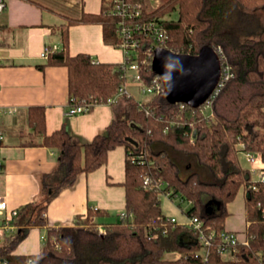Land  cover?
Segmentation results:
<instances>
[{
	"label": "trees",
	"instance_id": "16d2710c",
	"mask_svg": "<svg viewBox=\"0 0 264 264\" xmlns=\"http://www.w3.org/2000/svg\"><path fill=\"white\" fill-rule=\"evenodd\" d=\"M141 9L136 22H157L163 41L140 33L137 47L142 79L149 84L157 73L146 53L149 47L197 55L204 48L221 50L222 67L230 76L209 102L210 112L168 99L164 89L147 102L126 96L124 115L114 119L92 141L80 143L65 126L47 132L43 106H31L23 146L43 145L59 151L53 172L41 178V199L22 208L33 212L29 223L4 236L0 261L8 264H202L197 230L171 221L160 196L180 197L191 203L184 211L197 216L209 233L227 230L228 205L245 193V227L234 258L224 259L211 247L213 264H264V180L253 179L239 153H259L264 161V0H126ZM112 0H102L98 14L68 18L60 30L62 49L45 66H66L70 104L105 103L125 82L120 63L97 62L86 53H69L70 25L99 23L106 44L118 47L120 18ZM178 11L177 19L166 16ZM205 104H207L205 102ZM93 108V107H92ZM91 108V109H92ZM118 146L126 151L125 210L111 215L89 207L72 225L49 227L37 254L14 251L30 227L48 226L49 203L83 173L108 161ZM142 158L139 159L138 156ZM146 178L149 179L146 182ZM255 186V188H253ZM102 218L103 221H100ZM103 229V232L100 231ZM170 254V257L167 255ZM31 261V262H30Z\"/></svg>",
	"mask_w": 264,
	"mask_h": 264
},
{
	"label": "crops",
	"instance_id": "0c3cea01",
	"mask_svg": "<svg viewBox=\"0 0 264 264\" xmlns=\"http://www.w3.org/2000/svg\"><path fill=\"white\" fill-rule=\"evenodd\" d=\"M101 8L102 0H7V7L0 16V129L5 134L0 143V189L9 207L19 209L15 228L7 234H14L29 223L33 212L22 208L41 199V178L55 170L59 159L56 149L21 144V134L31 131L29 108H45L48 133L65 126L80 143L92 141L127 110V97L123 95L114 103L97 104L90 111L67 115L70 105L67 67H40L48 60L41 56L46 47H56V51L62 49L60 30L68 18H79L84 13L98 14ZM68 33L71 55L86 53L97 62L123 60L119 48L104 42L103 27L99 23L70 25ZM126 89L136 99L137 87L128 84ZM125 160V148L118 146L109 152L105 165L81 174L73 186L64 188L48 205L45 214L48 226L30 227L27 237L14 252L39 253L50 226L72 225L78 216H86L89 207L107 210L113 216L121 214L125 210L122 185ZM261 163L264 167L263 159ZM252 168L251 164L249 169ZM252 175L253 179H259L257 172ZM244 206L245 193L241 189L228 205V230H244ZM240 217L243 227L236 224Z\"/></svg>",
	"mask_w": 264,
	"mask_h": 264
},
{
	"label": "built area",
	"instance_id": "2783aa9c",
	"mask_svg": "<svg viewBox=\"0 0 264 264\" xmlns=\"http://www.w3.org/2000/svg\"><path fill=\"white\" fill-rule=\"evenodd\" d=\"M112 12L114 15H117L120 20L118 22V34L121 39V42L117 48L123 52V60L120 63V69L123 72L125 82L121 84L118 89V92L107 99L105 104H111L117 101L120 96H132L127 91L126 87L128 84L135 85L143 94L146 95L145 100H138L140 102H147L153 96L161 91L163 88H157V85L153 83L155 76L150 80L149 84L145 83L142 79L140 73L139 63H138V54L137 47L140 46L142 41L140 33L144 36H151L154 40L163 41L164 35L163 30L159 27L157 22H147L145 24H140L136 22V18L141 16V9L136 4L127 2L126 0H112ZM7 7V0H0V16L5 11ZM158 46L151 48L149 47L146 51L148 56L151 58V63L153 64V58L155 55V49ZM56 47H46L41 56L43 58H48L52 53L57 52ZM219 58L221 50H216ZM230 76L229 68L227 66L222 67L221 65V78L218 83V86L212 92L207 104L204 103V107H200V110L205 113L208 110L209 102L214 97L215 94L219 91L220 87L224 84V81ZM101 103H96L94 106ZM187 105L182 103V107ZM93 105L89 103L81 104H70L67 109V115H76L90 111ZM189 106V105H188ZM5 139V134L0 129V143ZM245 153L246 159L252 164L253 173L257 172L259 174V179L264 180V167H262V157L259 153ZM139 159L142 158L141 155L138 156ZM259 163V164H258ZM2 169L0 163V171ZM149 179L146 178V182ZM255 188V186H253ZM124 213L122 212L121 215ZM19 216L18 208H10L6 196L1 192L0 189V248L4 236L12 232L15 228V220ZM189 220L186 223L187 226L197 230L199 233V240L202 244V250L200 251V256L202 258V264H213L210 258V250L213 246L215 240H217V251L224 259L234 258L237 251L238 244H247L248 239L245 236H240L237 232L233 230H224L217 234L215 230H210L207 233L204 228V222L197 216L188 217ZM171 221L176 222L177 220L171 217ZM100 231L103 232V229L100 228ZM31 262V261H30ZM0 264H8L6 260L0 261Z\"/></svg>",
	"mask_w": 264,
	"mask_h": 264
},
{
	"label": "water",
	"instance_id": "95a60500",
	"mask_svg": "<svg viewBox=\"0 0 264 264\" xmlns=\"http://www.w3.org/2000/svg\"><path fill=\"white\" fill-rule=\"evenodd\" d=\"M158 49L163 51L158 52ZM170 54L180 58L183 68L189 74L175 75V87L170 94H166L167 98L173 102L185 103L192 108L201 106L208 100L221 78V61L217 51L213 48H204L199 54L191 55L158 47L153 58V68L157 74L164 72V57Z\"/></svg>",
	"mask_w": 264,
	"mask_h": 264
},
{
	"label": "rangeland",
	"instance_id": "374dc122",
	"mask_svg": "<svg viewBox=\"0 0 264 264\" xmlns=\"http://www.w3.org/2000/svg\"><path fill=\"white\" fill-rule=\"evenodd\" d=\"M153 5H157L159 2L158 0H151ZM167 19H177L178 18V11L173 12L171 15L166 16ZM134 97L136 99H145L146 95L143 94L138 88L137 92L134 93ZM205 112H210L208 109ZM239 158L241 161V164L244 168H250L251 163L246 159L245 153L240 152ZM241 195V194H240ZM161 206L163 209V212L169 216L173 217L177 220L178 223H186L188 222L189 218L185 215L184 211L187 210L191 203L184 200L182 201L180 197H175L174 199H171L168 194H162L160 196ZM236 224H239L240 227H243V221L242 217H240L238 220H236ZM167 257H170V254L167 255Z\"/></svg>",
	"mask_w": 264,
	"mask_h": 264
},
{
	"label": "clouds",
	"instance_id": "9594fccd",
	"mask_svg": "<svg viewBox=\"0 0 264 264\" xmlns=\"http://www.w3.org/2000/svg\"><path fill=\"white\" fill-rule=\"evenodd\" d=\"M158 52L163 49H158ZM164 72L157 74L153 80V83L157 85V88H163L166 94H170L175 87V75L184 76L189 73L183 68L182 61L178 56L168 55L164 57Z\"/></svg>",
	"mask_w": 264,
	"mask_h": 264
}]
</instances>
